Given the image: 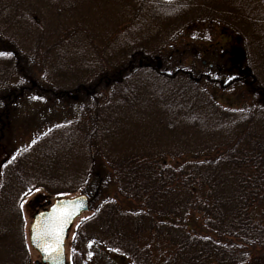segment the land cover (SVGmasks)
Here are the masks:
<instances>
[{
  "label": "trees",
  "instance_id": "16d2710c",
  "mask_svg": "<svg viewBox=\"0 0 264 264\" xmlns=\"http://www.w3.org/2000/svg\"><path fill=\"white\" fill-rule=\"evenodd\" d=\"M44 1L0 0V154L4 132L34 133L0 162V264H30L20 207L36 191L90 201L71 264L93 247L126 264H264V0H131L104 34ZM206 24L236 35L234 70L171 68L163 53ZM237 84L260 102L221 107L215 91ZM27 94L45 96L35 123L19 115Z\"/></svg>",
  "mask_w": 264,
  "mask_h": 264
},
{
  "label": "rangeland",
  "instance_id": "374dc122",
  "mask_svg": "<svg viewBox=\"0 0 264 264\" xmlns=\"http://www.w3.org/2000/svg\"><path fill=\"white\" fill-rule=\"evenodd\" d=\"M71 3L75 4L77 10L75 12L74 17L79 19L83 29H86L90 33H94L96 31H101L103 34L109 32L113 27H115V22L118 21L120 17L121 10L127 11V7L131 4V0H69ZM39 5L45 10L47 9V4L44 0H39ZM137 6V4H136ZM132 9H135V6L132 4ZM131 9L132 20L135 18V13ZM151 10L150 7H146L143 5L140 14L143 15L145 12H149ZM52 25V24H51ZM126 24H123L120 29L118 30L123 31L126 28ZM131 27L127 28V33L131 37L132 32L135 29L143 31V25L141 21H138L134 25L131 24ZM209 24L203 25L201 27L195 28L194 32H186L185 34L181 35L178 39L180 44L177 42L171 46L170 49L166 50L163 53V56L168 58L169 57V65L171 68L176 66H187V65H196L197 63H203L204 66H210L211 69L215 71H219V67L227 70H234L235 64H237V55H240L241 48L236 41V35L231 32L230 29L224 28L213 24L210 26ZM145 29H150V27H146ZM51 31V30H50ZM56 31V30H55ZM125 31V30H124ZM118 32V33H119ZM55 33V32H54ZM57 34V33H56ZM58 36L54 37L55 39H63L66 42L68 41V36L62 30L60 31ZM113 36L114 34H110ZM52 36V39H54ZM206 39V42L197 44V43H190L191 40H198V39ZM56 43L59 40H55ZM61 39V40H62ZM238 53V54H237ZM238 55V56H239ZM193 57V58H192ZM37 70L39 68L37 67ZM42 69L40 68V71ZM38 77H41L40 72L37 73ZM43 78V77H42ZM25 79L21 76L14 77L8 83V87L13 89L20 84H24ZM253 90H250L249 87L245 84H237L230 89H226L224 91L216 90L214 96L216 97L218 103L223 108H228V99H234L241 102V105H247L252 103H259L258 96L253 94ZM27 98H24V103L20 106L19 115L24 120H29L31 122H37L40 115L46 111L45 105L43 104L45 101V96H40L36 100H32L29 98L30 94L25 95ZM70 101V100H66ZM69 102L65 103V106H61L64 104L59 102L57 105L54 106V114L57 112H63V116H68L72 110H68V106L66 105ZM234 106H237L234 105ZM45 109V110H44ZM77 114H74L76 117ZM71 116V115H70ZM55 117V116H53ZM71 118V117H70ZM37 119V121H35ZM5 133L7 139H5L4 144L6 149L0 154V162L3 160V156L6 152L13 151L17 145L16 143L21 138L24 141H29L31 137L34 136L33 132L23 133L21 131L14 130L13 133ZM21 139V140H22ZM20 140V141H21ZM6 157V156H5ZM63 196H70V195H63ZM55 197H50L49 195L43 192H34L28 197H26L23 202L21 203V212L24 220V231H25V239L26 244L28 247L29 259L30 264H35V262L39 261V257L34 253L29 245H28V226L31 222V218L36 211H40L46 207L53 201ZM91 215V212H87L83 214L79 219L76 220L71 233L69 234L68 241L66 243V256H67V264H71V257H70V248L69 244L73 238L74 231L82 220L88 218ZM90 256V264H126L127 261L123 258L118 259L117 256L106 253L104 250H100L99 248L93 247L88 251Z\"/></svg>",
  "mask_w": 264,
  "mask_h": 264
},
{
  "label": "water",
  "instance_id": "95a60500",
  "mask_svg": "<svg viewBox=\"0 0 264 264\" xmlns=\"http://www.w3.org/2000/svg\"><path fill=\"white\" fill-rule=\"evenodd\" d=\"M88 211L89 199L86 195L80 194L73 197L56 198L45 210L34 214L28 227V242L30 249L39 257V262L35 264H66L65 244L68 233L74 222ZM34 229L37 236L36 241H33ZM45 231L53 233V246H55V234L59 233V251H54L51 255H46L41 251L45 243L40 239V234Z\"/></svg>",
  "mask_w": 264,
  "mask_h": 264
},
{
  "label": "snow or ice",
  "instance_id": "6c2138e0",
  "mask_svg": "<svg viewBox=\"0 0 264 264\" xmlns=\"http://www.w3.org/2000/svg\"><path fill=\"white\" fill-rule=\"evenodd\" d=\"M66 222V220H65ZM62 230V225H61ZM52 236L53 233L49 231H45L40 234V239H42L45 243V246L41 248V251L44 252L46 255H51L54 251L58 252L60 247V237L59 233L55 234V246L52 243ZM37 236L35 234V229L33 230V241H36Z\"/></svg>",
  "mask_w": 264,
  "mask_h": 264
}]
</instances>
